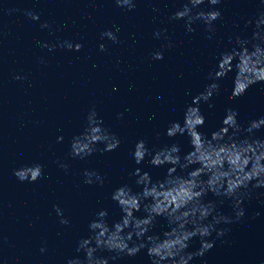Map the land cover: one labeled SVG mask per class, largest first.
<instances>
[{"label":"water","instance_id":"water-1","mask_svg":"<svg viewBox=\"0 0 264 264\" xmlns=\"http://www.w3.org/2000/svg\"><path fill=\"white\" fill-rule=\"evenodd\" d=\"M134 2L130 11L115 0H0V264L83 260L85 253L77 252V247L92 235L89 224L97 214L107 210L109 225L121 219L113 191L125 184L141 191L132 174L137 168L153 181L167 175L170 165L155 167L150 156L136 164L132 153L137 142L145 140L153 153L173 143L180 145L182 156L192 151L190 138L186 134L169 138L168 127L172 122L183 125L187 108L195 106L194 98L213 82L208 74L217 68L221 53L235 47L237 36L250 39L255 19L264 13V0L205 3L195 11L214 7L222 18L213 23L214 31L198 20L191 25L195 31L189 32L185 19H171L189 0ZM27 12L38 14L39 20ZM249 20L253 24L246 26ZM45 23L48 27L41 26ZM106 31L114 32L119 42L102 38ZM65 41L83 47L68 50L61 47ZM157 51L163 52L162 60L152 59ZM17 75L24 79H15ZM235 75L230 72L218 81L220 94L199 105L205 124L198 130L209 138L223 126L228 108L238 112L244 128L264 117V82L233 99ZM93 109L120 139V146L86 159L74 158L73 137L84 131ZM253 135L264 140V128ZM61 136L63 141L57 142ZM36 164L44 173L38 181H21L14 175ZM85 170L102 176L103 186L98 181L85 183ZM205 200L216 201L218 212L235 217L232 200L211 192ZM243 207L245 216L217 225L230 231L223 237L213 233L208 239L215 246L190 264H264V188H250ZM61 219L69 223L62 224ZM168 230L167 220L158 217L149 234L163 237ZM200 247L196 237L188 251ZM109 264H151V258L144 249L134 257L109 259Z\"/></svg>","mask_w":264,"mask_h":264},{"label":"clouds","instance_id":"clouds-1","mask_svg":"<svg viewBox=\"0 0 264 264\" xmlns=\"http://www.w3.org/2000/svg\"><path fill=\"white\" fill-rule=\"evenodd\" d=\"M115 2L119 7L126 6L130 11L136 6L134 0ZM205 3L215 6L221 0H189L171 19H185L189 32L195 31L191 25L198 20L203 21L209 31H214L212 25L222 18V14L214 7H210L208 11H195ZM26 15L32 20H39V15L33 12H27ZM252 24L253 21L249 20L246 26ZM41 26L48 27V24ZM101 35L114 43L119 42L112 31ZM155 35L159 37L161 33L157 32ZM234 43L235 47L221 53L217 68L209 72L208 78L213 82L194 98L195 106L187 108L183 125L172 122L167 129L166 135L169 138L186 134L190 138L192 151L182 156L180 145L173 143L153 153L145 140L138 141L132 153L136 164H141L150 156L149 162L155 167L170 165L167 175L163 180L153 181L148 172L137 168L132 174L137 177L136 184L142 186V190L133 191L127 184L115 189L112 199L122 211L121 219L109 225L107 210L100 211L97 218L89 224L92 235L82 239L77 247V252H84L85 258H73L68 264H109V259L134 257L144 249H147L151 264H190L195 257H203L215 246V241L208 239L213 233L217 237H223L230 231L227 228L218 229L217 225L231 224L234 219L239 221L245 216L243 203L248 198L249 189L264 188V140L253 135L264 128V117L250 121L248 127L244 128L237 119L238 112L228 108L223 126L209 138L198 130L205 124V116L199 105L201 102L208 103L214 95L220 94L218 81L230 72L236 73L231 97L233 99L243 96L252 85L264 82V13L255 19L251 38L237 36ZM44 46L49 47L47 44ZM64 46L75 51L83 47L82 44H73L71 41H65L61 47ZM167 46L171 47V44ZM100 48L102 51L106 50L104 44ZM163 58L161 51L152 56L153 60ZM15 79L21 80L24 77L17 75ZM209 107L212 105L209 104ZM87 121L84 131L73 137L70 153L72 157L86 159L95 152H112L119 148L120 139L104 126L95 109L88 114ZM242 133L246 135H241ZM63 139V136L58 137L57 142H62ZM100 144L104 147H97ZM61 167L66 170L68 165L62 164ZM14 175L21 181L36 182L44 175L43 166H25L16 170ZM84 175L85 183L93 184L98 181L103 186L104 178L97 172L85 170ZM209 192L232 200L235 217L218 212L216 201H206L205 197ZM54 207L57 214L63 216L62 209ZM140 211L146 215L136 216L135 213ZM158 217H164L169 225L170 230L164 232L163 237L149 234L153 232ZM61 223L68 224L69 221L61 219ZM196 237L200 238L201 247L190 252L188 249ZM46 251V248H41V252ZM100 251L115 255L108 258L97 256Z\"/></svg>","mask_w":264,"mask_h":264}]
</instances>
